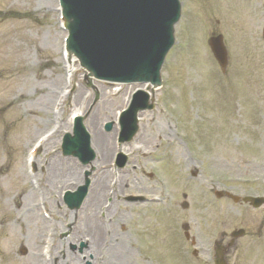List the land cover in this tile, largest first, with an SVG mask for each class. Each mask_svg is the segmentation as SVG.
<instances>
[{"label": "rangeland", "instance_id": "rangeland-1", "mask_svg": "<svg viewBox=\"0 0 264 264\" xmlns=\"http://www.w3.org/2000/svg\"><path fill=\"white\" fill-rule=\"evenodd\" d=\"M180 2L176 45L162 71L163 87L153 94L156 109L140 114L139 134L119 146L118 127L107 134L105 126L117 121L139 86L94 81L99 94L95 104L96 93L83 86L85 73L76 65L72 87L77 90L54 116V105L69 89L56 0H0V264H40L47 235L54 240L53 264H108L116 248L103 243L114 232L128 240L126 264H214L215 243L226 233L229 244L235 230L246 234L228 248L229 264H264V209L214 195L220 190L264 196V0ZM218 34L224 35L229 53L225 74L207 44ZM197 69L203 71H192ZM194 80L200 81L195 96L211 99L197 111L188 91ZM78 110L97 154L90 196L104 171L116 184L112 188L108 183L110 193L95 209L93 219L100 229L86 221V206L70 211L63 202L65 192L84 184L86 169L60 156L62 138L73 133L71 118ZM57 120L60 130L37 159L45 167L38 179L48 188L47 207L55 218L46 223L27 179L24 156ZM101 138H108L106 151ZM119 152L129 159L124 170L113 166ZM53 154L60 156L56 171L66 172V164L77 167L78 183L52 186L46 171ZM134 195H161L166 202L127 203ZM184 202L188 210L182 209ZM184 222L197 238L196 247L185 240L180 228ZM195 248L197 257L192 255Z\"/></svg>", "mask_w": 264, "mask_h": 264}, {"label": "bare ground", "instance_id": "bare-ground-1", "mask_svg": "<svg viewBox=\"0 0 264 264\" xmlns=\"http://www.w3.org/2000/svg\"><path fill=\"white\" fill-rule=\"evenodd\" d=\"M71 66V65H69ZM195 73H199L203 70L197 69V70H192ZM198 77V75H196V78ZM200 85V81L198 80H194L191 84L190 87L188 89L189 92H191L193 98H194V105H198L197 108L195 109V111H197L199 109V105H201L203 102L205 101H211L210 96H208V98H206V96H204L203 98H201V95H196L194 94L193 90H195V88L197 86ZM205 95V94H203ZM210 95V94H209ZM177 97H179V95H177ZM206 98V100H205ZM209 110V109H208ZM210 113V112H209ZM81 115V111L78 110L73 114V118H76L77 116ZM117 118V116H116ZM233 129V128H232ZM109 139H111V137L109 136ZM98 141L101 142L102 145H104L103 147V151L108 150V138L107 139H99ZM54 164H58L56 162H54L52 164V167H49V170L47 172L49 180L51 181L52 186L56 189L57 186L62 185L63 183L66 184H75L78 183V169L76 166H74L73 164H68L66 166V172L62 173L61 171H56ZM63 168L65 169V167L63 166ZM109 173L104 171L103 173L100 174V177H98V180L96 182V189L95 191L92 193V195L89 197L88 203L86 204L85 207V217H86V221L88 220H92L93 224L97 226L98 229H100L98 227V224L94 221L93 217L95 216V209L98 206V204L101 202V198L105 197L106 195H109V191H107V185L108 183L109 186H113L112 182L108 181L109 179ZM49 182V181H48ZM30 198V196H29ZM102 211V207L100 209V212ZM118 222H120V219H115ZM107 221V220H106ZM92 224V228H94V225ZM95 234L96 237L98 236V233L96 230ZM108 235H112L110 237L109 243L107 244V242L103 243V247L108 246L109 244L113 247H115L116 249L114 250L115 253L113 255H111V262H109L108 264H126L127 263V258H128V240L127 238L124 236V234H119L117 235L116 232L112 233H107ZM97 244H95L96 246ZM97 247V246H96ZM106 264V263H105Z\"/></svg>", "mask_w": 264, "mask_h": 264}, {"label": "water", "instance_id": "water-1", "mask_svg": "<svg viewBox=\"0 0 264 264\" xmlns=\"http://www.w3.org/2000/svg\"><path fill=\"white\" fill-rule=\"evenodd\" d=\"M173 27H174V24L172 26V30H173ZM172 36H173V31H172ZM210 44H211L212 50H213L216 58L220 62L221 66L223 68H225L226 64H227V55H226V50H225V48L223 46L222 37H219V38H216V39H212ZM140 70H142V68ZM144 70H146V69H144ZM143 74L145 76L144 72H143ZM136 78H138V77H136ZM160 83H161L160 80H158L157 83L154 84V86L158 87L160 85ZM146 103L147 102H145L144 105H146ZM147 107H148V105H147ZM136 125H137V123H136L135 117H134V123H133V126H132L133 131L130 132V134H129V136H128V138L126 140L132 139L133 135L137 131V129L135 128ZM80 128L83 129L82 126H80ZM77 140H78V138H74V139H72V142H75ZM87 147H88V143H87ZM74 152H78V150H74ZM84 193H85V189L79 194V196L74 197L73 195H69V198H68L69 202H71V200H74L73 201V205L71 206L72 209L73 208H77L79 206V204H80V202H81V200H82V198L84 196Z\"/></svg>", "mask_w": 264, "mask_h": 264}]
</instances>
